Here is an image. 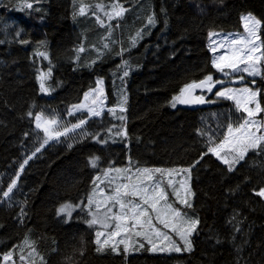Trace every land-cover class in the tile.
I'll return each mask as SVG.
<instances>
[{
    "label": "trees",
    "instance_id": "16d2710c",
    "mask_svg": "<svg viewBox=\"0 0 264 264\" xmlns=\"http://www.w3.org/2000/svg\"><path fill=\"white\" fill-rule=\"evenodd\" d=\"M115 1L122 16L108 21L97 12L105 21L98 23L94 5L110 8ZM27 2L31 9L21 7V0H0V264L9 254H27L26 243L34 249L35 264H264V197L257 194L264 188V151L250 149L228 171L196 132L211 129L219 143L227 124L235 128L245 114L207 92L202 94L210 103L170 104L186 83L209 73L223 79L211 67L209 33L242 30L246 13L264 21V0ZM81 3L88 11L74 15ZM49 67L44 93L37 76ZM99 77L106 82L107 108L115 111L69 114ZM36 113L61 119L62 129L80 119L86 123L40 148L44 132L36 127ZM117 129L126 135L116 136ZM93 155L99 157L95 169L87 163ZM108 167L189 169L190 213L199 221L192 250L157 253L141 240L134 254H125L122 245L115 253L110 247L97 251L95 228L85 223L87 210L81 207L70 220L57 215L61 204L87 203L93 178Z\"/></svg>",
    "mask_w": 264,
    "mask_h": 264
},
{
    "label": "snow or ice",
    "instance_id": "6c2138e0",
    "mask_svg": "<svg viewBox=\"0 0 264 264\" xmlns=\"http://www.w3.org/2000/svg\"><path fill=\"white\" fill-rule=\"evenodd\" d=\"M21 7L31 9L32 4L28 3L27 0H21ZM94 8L96 11H93L92 15L96 16L97 22L101 24H103V21L97 15V12H103L104 16L111 20L113 17L121 16L124 11L123 8L117 10L115 6L110 11H104V7L101 4L94 5ZM87 11L88 6L81 3L74 15H84ZM241 20L245 35L209 33L210 37H220L218 40H212L209 45V50L213 53L210 61L211 67L224 75H228V72L225 71L228 69L236 79L243 78L237 75L239 72L247 73L253 77L260 76L261 72L258 65L264 64V52L261 51V48L264 47V42L261 41L259 35V29L264 24V21L255 18L250 13L247 16H242ZM148 22L149 24L154 23L151 16L148 18ZM137 36H139V33H137ZM20 42L27 43V41ZM131 43H135V37ZM107 47L108 44L104 43L103 48ZM218 49L224 50L226 54L217 55ZM79 50L82 51L83 49ZM40 55L47 58L46 53H40ZM122 64H126V62L122 61ZM241 64L244 65L242 69L239 67ZM50 73L51 68L49 67L47 73L41 72L37 76V80L40 81L41 92L47 93L49 91L45 87L44 80ZM127 75L128 72L124 71L123 76ZM252 83L254 84L255 80ZM217 85H220L219 90L213 91ZM223 85L224 81L214 80L211 73H209L198 81L194 80L181 86L178 94L171 98L170 104L175 107L176 103L187 105L210 103L211 101L205 100L203 94H195L199 90L200 93H213L217 100L234 102L237 111H242L245 114L235 128L232 123L229 122L227 124L224 138L219 143H216L213 135L209 134L211 129L208 131L196 130L199 136L206 137L207 152L217 157L224 165H227L228 171H231L236 163L244 160L246 153L250 149L264 151V122H257L255 119L257 113L264 112V108H261L257 101L259 89L253 90L248 87L237 89L224 87ZM90 91L96 99L92 100L91 103L82 102L71 106L68 109L69 114L73 111L86 110L87 117H99L101 115L103 109L98 106L104 100L102 80L98 79L96 88ZM84 96L85 100H88L89 93L86 92ZM125 100L126 96H121L120 103H124ZM119 110L121 112L124 111L123 107H120ZM114 111V108L108 109L110 114ZM27 115L32 116L33 113L29 112ZM120 119L123 120L124 117L121 116ZM35 121L36 127L44 132V140L40 148H43L49 140L66 136L69 132L81 128L86 123V119H80L76 124L65 127L61 132L56 131L52 127L57 124L55 118H43L40 113H36ZM108 131L112 132V129L110 128ZM258 132L260 133L259 135L257 134ZM114 134L116 136L126 135L123 129H117ZM84 135L88 134L84 133ZM98 136L99 133L92 135L91 138L96 140ZM98 142L100 144L105 143L103 139ZM69 147H71V144H69ZM40 148H37L36 152H39ZM33 155H35V152ZM98 160L99 157L93 155L88 157L87 163L91 168L95 169L98 166ZM24 163H27V160ZM129 164L132 165L133 162L129 160ZM23 166L21 164V169ZM181 172L185 176L189 175V169L187 168L136 167L133 171L132 168L113 169L109 167L103 170V179L100 180L101 184L109 187L107 194H105L104 188L100 187L98 188L99 198H96L97 189L94 188L93 192L87 196V203L71 205L66 202L57 208V215L59 216L63 213L66 217H71L75 208L82 207V209L87 210L86 214L89 218L85 220V223L89 227L98 226L101 229H105L95 233V243L98 245L97 251L110 247L111 251L115 253L119 250V246L123 245V251L127 254L130 247L138 244L139 239L146 240L151 245L149 251H182L181 247L175 245L165 230H170L178 236L183 242V250L188 251L191 249L189 236L199 221L186 217L181 212L180 207H173L172 204H169V193L166 191V188L171 189V194L176 197L180 205L186 208L192 207L190 198L193 193L188 181L183 178L179 181L175 180V175ZM121 173H125V175H121ZM18 175L19 173H17ZM97 179H100V177H94V182ZM121 180L124 182H118ZM15 184L16 180L13 179L8 185V190L3 193L5 197L12 191ZM257 194L264 197V188H261ZM113 209H116V211H113ZM117 237L120 239H117ZM133 238L136 239L134 240ZM154 238L162 244L164 242L167 243L165 246L157 248L156 244L153 243ZM139 247H143V244H139ZM5 259H8V257L6 256Z\"/></svg>",
    "mask_w": 264,
    "mask_h": 264
},
{
    "label": "rangeland",
    "instance_id": "374dc122",
    "mask_svg": "<svg viewBox=\"0 0 264 264\" xmlns=\"http://www.w3.org/2000/svg\"><path fill=\"white\" fill-rule=\"evenodd\" d=\"M101 5H103V4H101ZM113 6H115L117 10H119V8H121V7L118 5V3L115 1L114 3H112V5L110 6V8H106L105 5H103V7H104V11H110V10H112V7H113ZM95 10H96V9H95ZM123 12H124V11H123ZM122 14H123V13H122ZM248 14H249V13H246V14H244L243 16H247ZM250 14H251V13H250ZM100 15L102 16V19H104V17H106V16H104L103 12H100ZM251 15L254 16L255 18H257L255 15H253V14H251ZM121 16H122V15H121ZM121 16H119V17H121ZM119 17H113L111 20L117 19V18H119ZM106 19H107L108 21H110L107 17H106ZM257 19H258V18H257ZM103 23H105V21H103ZM211 33H219V34H221V35L229 34V33H231V34H237V35H245V33H244V28H243L242 30H231V31L218 30V31H212ZM259 35H260V37H261V41L264 42V24H262V25H261V28L259 29ZM219 38H220L219 36H212V37H210V36L208 35V38H207V39H208V46L210 45V43H211L212 40H218ZM261 51L264 52V47L261 48ZM216 54L219 55V54H226V53L224 52V50H222V49H218V51H217ZM211 55L213 56V53H211ZM258 66H259V68H260V72H261V75H260V76H255V77H253V76H249L247 73L239 72V73H237V75L242 76L243 78H242V79H236V78L233 76V74H232L228 69L225 70L226 72H228V75H224V74H222V73H220V74H221L222 77H223L222 81H224V85H223L224 87L237 88V89H238V88H242V87H248V88H252L253 90L259 89L260 91H259V94H258V96H257V101H258V103L260 104L261 108H264V64H259ZM239 67H240V69H242V68L244 67V65L241 64V65H239ZM246 78L255 79V80H260V81H261V82H260V85H258V84L256 83V81H255L256 84H255V83H254V84L252 83L250 86H249V85H243L242 83L245 81ZM98 79H101V80H102V88H103V92H104V100H103V103L100 104V105L98 106L99 108H102V109H103V111L101 112V114H102L104 111H106V110L108 109V108H107V105H106V103H107V101H108V96H107V88H106V82H105V79H104L103 77H99V78H97V80H98ZM231 81L236 82L237 85H234V84H232V85H228V84H230ZM240 83H241V84H240ZM95 88H96V85H95L93 88H91V89H89V90L87 91V92L89 93V98H88V100H85V96H84V97H83V100H82L80 103H78V104H81L82 102H85V103H91L92 100L96 99V97L92 96V93H91V91H90V90L95 89ZM207 93H208V92H207ZM200 94H202V93H199L198 95H200ZM208 94H210V93H208ZM78 104H76V105H78ZM82 112H86V110L73 111L72 113H82ZM86 113H87V112H86ZM41 116H42L43 118H47V119L55 118L56 121H57V124H56V125H53L52 127H53L56 131H61V132L63 131V129L61 128V127H62V120H61V119L56 118V117L46 116V115H44V114H41ZM255 119H256L257 122H264V112L257 113V115L255 116ZM41 130H42V129H41ZM42 131H43V130H42ZM257 134L259 135L260 133L258 132ZM60 137H61V136H60ZM55 139H56V138H55ZM52 140H53V139L49 140L48 143H49L50 141H52ZM98 162H99V160H98ZM239 162H240V161H239ZM239 162H238V163H239ZM238 163H236V164H238ZM236 164H235V165H236ZM235 165H234V166H235ZM108 168H109V167H108ZM111 168H113V169H117V168H119V169H125V167H111ZM106 169H107V168H106ZM113 174H114V173H113ZM121 175H125V173H121ZM97 176H99L100 179H97V180L95 181V186H94V188L97 189V197H96V198H99L98 188H100V187L104 188V192H105V194H107V193L109 192V187L106 186L105 184H101V183H100V180L103 179V173H102L101 175H97ZM181 178L186 179V180L188 181V184H189V186H190V189H191V191H192V193H193V195H192L191 198H190V203L192 204V207H193V202H194V190H193V184H192V182H193L192 174H191V172L189 171V175H188V176H185L182 172H181V173H178V174L175 175V180H176V181H179ZM133 179H135V177H133ZM118 182L123 183L124 181L121 180V181H118ZM166 191L169 193V195H168V203H169V204H172L173 207H180L181 212H182L186 217H188V218H193L192 215H191V213H190L192 207H191V208H186V207L180 205L179 202L177 201L176 197L173 196V195L171 194V189L166 188ZM92 192H93V191H92ZM71 205H73V204H71ZM79 209H80V208H75L74 211L72 212L71 217H66L63 213H61L60 215H63L67 220H70V219L73 217V215H74ZM113 211H116V209H113ZM193 219H194V218H193ZM154 222H155V221H154ZM93 227L95 228V231H104V230H105V229H101V228H99L98 226H93ZM195 229H196V228H195ZM195 229L193 230V232H192L191 235L189 236V240H190V242H191V249L188 250V251H191L192 248H193V246H192V236H193V234H194V232H195ZM165 231H167V234L169 235V237L171 238V240L175 243V245L181 247L182 251H180V252H184L185 250H183V242L179 239V237L176 236V235H175L173 232H171L170 230H165ZM101 239H103V238H101ZM117 239H120V238L117 237ZM133 239L135 240L136 238H133ZM141 240H143V239H139L138 244H134L132 247L129 248V253L134 254V253H135L134 251H138V249L140 248V247H139V244H141ZM144 241H146V240H144ZM153 243H155L156 246H157V248H159V247L165 246V244H166L167 242H164V244H162L160 241H158V240H156V239L154 238V239H153ZM30 246H31L30 243H26V244L23 246V248H22V251H25L26 249L28 250L27 254L21 253L19 256H16L15 254H9V255H7L8 259H5V258H4L3 264H35V262H34V260H33V257L35 256V252H34V249H31V248H30ZM122 246H123V245H122ZM130 251H131V252H130ZM154 252H157V253H158V252H159V253H172V252H175V251H172V252H168V251H164V252H161V251H154ZM180 252H176V253H180ZM5 257H6V256H5Z\"/></svg>",
    "mask_w": 264,
    "mask_h": 264
},
{
    "label": "water",
    "instance_id": "95a60500",
    "mask_svg": "<svg viewBox=\"0 0 264 264\" xmlns=\"http://www.w3.org/2000/svg\"><path fill=\"white\" fill-rule=\"evenodd\" d=\"M199 93H200L199 90H197V92L195 94L198 95ZM191 105H197V104H191Z\"/></svg>",
    "mask_w": 264,
    "mask_h": 264
},
{
    "label": "bare ground",
    "instance_id": "6f19581e",
    "mask_svg": "<svg viewBox=\"0 0 264 264\" xmlns=\"http://www.w3.org/2000/svg\"><path fill=\"white\" fill-rule=\"evenodd\" d=\"M18 254V253H17Z\"/></svg>",
    "mask_w": 264,
    "mask_h": 264
}]
</instances>
